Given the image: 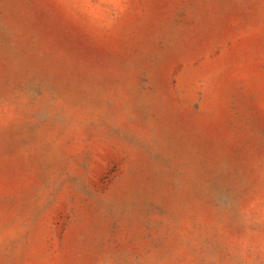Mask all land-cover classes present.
<instances>
[{
	"label": "rangeland",
	"instance_id": "obj_1",
	"mask_svg": "<svg viewBox=\"0 0 264 264\" xmlns=\"http://www.w3.org/2000/svg\"><path fill=\"white\" fill-rule=\"evenodd\" d=\"M0 264H264V0H0Z\"/></svg>",
	"mask_w": 264,
	"mask_h": 264
}]
</instances>
